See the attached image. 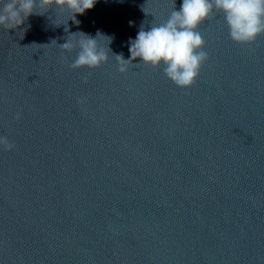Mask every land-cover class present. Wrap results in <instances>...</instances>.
<instances>
[{
    "label": "water",
    "instance_id": "water-1",
    "mask_svg": "<svg viewBox=\"0 0 264 264\" xmlns=\"http://www.w3.org/2000/svg\"><path fill=\"white\" fill-rule=\"evenodd\" d=\"M180 4L98 0L68 33L67 10L0 27V136L15 146H0V264H264V34L235 43L215 12L188 88L111 54L73 69L59 46L100 30L128 59L141 24Z\"/></svg>",
    "mask_w": 264,
    "mask_h": 264
},
{
    "label": "clouds",
    "instance_id": "clouds-1",
    "mask_svg": "<svg viewBox=\"0 0 264 264\" xmlns=\"http://www.w3.org/2000/svg\"><path fill=\"white\" fill-rule=\"evenodd\" d=\"M97 2L98 0H0V27L18 29L33 15L44 16L50 9L54 12L67 10L71 17L65 23H53L56 17L52 23L56 26L64 25V31L68 33V21L79 25L77 15H84ZM215 12L223 14L229 37L235 43H252L264 34V0H181L179 10L175 8L164 22L151 24L147 30L141 24L135 38L128 41V59L122 54H112L110 45L114 36L100 30L94 36L83 31L70 33L66 42L59 46L65 52L77 50L75 59L70 64L73 69L97 68L106 63L111 54L116 58L118 71L121 73L127 71L130 61L138 60L139 63L152 67H162L165 76L176 86L188 88L193 85L200 67L208 59L203 50L205 42L198 30L199 25ZM132 24L129 21V25ZM101 41L104 42L103 45ZM0 146L7 150L15 147L3 136H0Z\"/></svg>",
    "mask_w": 264,
    "mask_h": 264
}]
</instances>
